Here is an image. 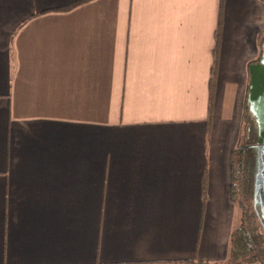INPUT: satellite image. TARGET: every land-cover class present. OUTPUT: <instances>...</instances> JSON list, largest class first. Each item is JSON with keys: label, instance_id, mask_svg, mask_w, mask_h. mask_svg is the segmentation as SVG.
<instances>
[{"label": "crops", "instance_id": "1", "mask_svg": "<svg viewBox=\"0 0 264 264\" xmlns=\"http://www.w3.org/2000/svg\"><path fill=\"white\" fill-rule=\"evenodd\" d=\"M81 1L0 0V264H231L264 0Z\"/></svg>", "mask_w": 264, "mask_h": 264}, {"label": "trees", "instance_id": "2", "mask_svg": "<svg viewBox=\"0 0 264 264\" xmlns=\"http://www.w3.org/2000/svg\"><path fill=\"white\" fill-rule=\"evenodd\" d=\"M243 111L242 134L230 158L231 197L238 218L229 236L228 259L231 264H264V214L254 202L257 130L245 103Z\"/></svg>", "mask_w": 264, "mask_h": 264}, {"label": "water", "instance_id": "3", "mask_svg": "<svg viewBox=\"0 0 264 264\" xmlns=\"http://www.w3.org/2000/svg\"><path fill=\"white\" fill-rule=\"evenodd\" d=\"M247 109L257 130V170L254 179V202L264 214V37L261 54L257 61L249 66V86L246 97Z\"/></svg>", "mask_w": 264, "mask_h": 264}]
</instances>
